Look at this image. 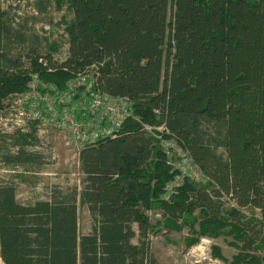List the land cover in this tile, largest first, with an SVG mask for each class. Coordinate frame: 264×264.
<instances>
[{
    "label": "trees",
    "instance_id": "1",
    "mask_svg": "<svg viewBox=\"0 0 264 264\" xmlns=\"http://www.w3.org/2000/svg\"><path fill=\"white\" fill-rule=\"evenodd\" d=\"M53 1L66 8L59 57L56 42L33 45L0 6V113L30 73L62 91L93 64L96 88L127 97L132 112L115 136L80 148V186L29 202L16 187L32 183L25 174L41 171L48 145L34 126L0 134L1 164L24 168L0 178V264H161L146 241L157 209L171 230L188 227L187 247L228 229L239 250L230 264H264V0ZM162 124L206 179L184 178L169 202L161 195L176 171L145 128ZM213 255L224 260L216 247Z\"/></svg>",
    "mask_w": 264,
    "mask_h": 264
},
{
    "label": "rangeland",
    "instance_id": "2",
    "mask_svg": "<svg viewBox=\"0 0 264 264\" xmlns=\"http://www.w3.org/2000/svg\"><path fill=\"white\" fill-rule=\"evenodd\" d=\"M41 1L44 7L42 11L37 6V3H41ZM54 4L53 0H0L1 8L6 12L11 26L16 31L23 33L24 38L33 45H35V41H37L40 47L43 45L45 46V41L56 42L58 50L54 55L59 57L63 54L66 47L64 24L61 23L62 17H64L63 15L66 14V8L63 7V9L59 10ZM14 49L15 45H12L11 51H14ZM21 62L23 63V68H30L29 57L25 55ZM96 67V71L99 73L98 66ZM94 71L90 70V72H88L89 76H91ZM31 88L34 90L33 94L35 96L41 95L40 92L42 89L36 86L35 82L32 83ZM27 94L28 92L24 95L13 96L5 100L4 110L0 113V134L14 133L20 127L18 126V123L21 124L20 120L24 119L30 121V111H28V103L26 100L34 98L30 96L26 97ZM69 96L71 102L77 100L72 94ZM35 99H37V97H35ZM52 99L51 97V101ZM65 105L68 107L67 109L70 116L77 115L75 111L71 113L70 104ZM44 106L43 104V108ZM21 111L25 113L24 116L20 115ZM31 125L32 123L29 122L27 127L30 129ZM149 128L154 135L157 134L153 132L154 129L159 131V129H157L158 127L149 126ZM147 134L152 135L148 132ZM64 135L65 133L63 131L47 128L46 131L39 136V138L48 145V148L42 150L45 155V164L39 173H33V169L26 172V177H32L30 179L32 182L31 184H17L16 191L19 201L29 202L36 199H45L49 195V189L55 186L62 188L80 186V178L82 176L79 171L78 163L79 150L67 146L65 144ZM154 135L152 136L158 141ZM172 145L173 147H177L175 143H172ZM158 146H160L159 143ZM3 148L4 144L0 142V151ZM174 154L173 157L176 159L174 163L176 164L179 161L177 160L179 157L176 152H174ZM19 171H24V168L9 169L4 167L0 162V178L11 177L14 172L17 173ZM34 181L36 182L34 183ZM192 181L198 185L206 183V180H203L200 176L192 178ZM161 199L164 200L163 194L161 195ZM170 200L171 197L168 201H164L169 202ZM232 203L234 204V202ZM232 203L230 204L231 206ZM242 211L247 217L252 215L257 219L261 218L258 209L247 207ZM78 215L80 232H88L91 228V221L87 210L80 207ZM149 221L151 229L148 232L146 241L150 247V252L161 264H230L232 257L239 252L238 248L233 244V238L226 235V230L228 229L225 230V233L217 237H200L195 245L187 247L186 239L193 237L188 227L184 226L177 230H171V228H168L166 225L163 211L159 209L149 212ZM133 228L136 234L132 242L139 243L140 238L137 225L134 224ZM197 229L198 227L196 225L195 230ZM237 244L239 243L237 242ZM214 247L220 250L224 260L214 257ZM261 254L263 255L264 252H261Z\"/></svg>",
    "mask_w": 264,
    "mask_h": 264
},
{
    "label": "built area",
    "instance_id": "3",
    "mask_svg": "<svg viewBox=\"0 0 264 264\" xmlns=\"http://www.w3.org/2000/svg\"><path fill=\"white\" fill-rule=\"evenodd\" d=\"M96 66L91 65L86 71L69 80L65 90L62 91L51 83L42 82L37 73H30L27 91L15 95H24L28 92L26 97L34 98L26 100L28 111H30V121L20 120L21 124L18 123V126H20L18 129L24 132L29 131L27 126L30 122L32 123L31 126L36 129L38 138L47 128L63 131L65 133V144L77 150L85 145L94 144L101 138L115 136L125 118L132 112V101L127 97L114 96L97 89L96 76L98 73ZM90 70H95L91 76L88 73ZM33 82L42 89L40 96L33 94L34 90L31 88ZM70 94L78 101L71 102ZM51 97L53 98L52 101ZM43 104L45 105L44 108ZM65 104H70L71 113L75 111L77 115L70 116L68 107ZM24 114L23 111L20 112L21 116H24ZM145 128L148 133L154 135L149 126L146 125ZM157 129H159L158 134L154 136L158 139L168 163L173 170L177 171L174 178L165 186L163 199L168 201L174 192V187L181 184L184 178L192 180V178L200 176L203 180L206 179L201 175L188 154L179 148L174 138L162 136L163 133H168L163 124ZM41 142L44 143L42 140ZM172 143H175L178 148L173 147ZM36 148L41 149L38 146ZM174 152L179 157L176 164L174 163L176 160L173 157ZM232 205L234 204L232 203Z\"/></svg>",
    "mask_w": 264,
    "mask_h": 264
},
{
    "label": "crops",
    "instance_id": "4",
    "mask_svg": "<svg viewBox=\"0 0 264 264\" xmlns=\"http://www.w3.org/2000/svg\"><path fill=\"white\" fill-rule=\"evenodd\" d=\"M86 209V208H85ZM87 233V232H86Z\"/></svg>",
    "mask_w": 264,
    "mask_h": 264
}]
</instances>
